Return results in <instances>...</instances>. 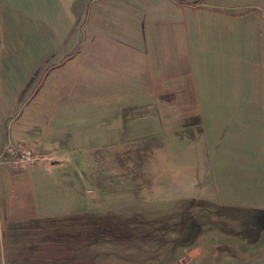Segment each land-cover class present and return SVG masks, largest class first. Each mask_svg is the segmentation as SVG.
<instances>
[{"label": "crops", "instance_id": "crops-1", "mask_svg": "<svg viewBox=\"0 0 264 264\" xmlns=\"http://www.w3.org/2000/svg\"><path fill=\"white\" fill-rule=\"evenodd\" d=\"M79 1L0 0V154L7 143L23 141L42 154L55 151L60 159L19 170L0 164V264H51V219L105 209L99 197L94 196V190H87L91 194L83 192L89 181L87 172L81 169L87 170L89 166L79 153L85 139L109 138L110 128L115 130L119 120L147 131L159 129L163 118L175 120L174 117H183L181 112H185L192 116H185V124L179 127L199 126L206 139L226 137L224 143L211 141L219 153L251 154L242 160L253 165L254 154L264 152V5L261 4L210 7L199 0L197 4L187 2L188 5L180 6L176 2L179 0H162L166 6L172 8L175 4L178 9L183 7L194 13L200 8L226 13L190 18L186 56H180L177 40L176 46L167 37L156 40L157 50L166 55L143 69L137 67L136 54L140 55L139 61L149 59L148 38L142 41L136 34L137 28L143 24L141 17L150 13L152 2L161 0H151L142 8L146 14L134 20L135 13L126 8L122 22L114 19L119 33L105 32L102 39L99 35L95 39L114 42L112 50L124 47L128 55H135L128 56L130 61L124 63L125 68L129 67L127 77L114 78L111 65L109 75L97 79L108 90L118 91L113 96L117 100L105 105L93 102L90 108L62 104L59 116L51 117L49 98L43 93L29 110V116L20 119L21 108L24 110L34 99V88L41 87L45 79L46 72L42 71L53 56L52 42L66 43L63 47L67 51L79 46L85 24L80 25L77 19ZM235 9L256 13L243 11L231 16L228 11ZM100 26L96 21L95 27ZM169 37L174 38L172 34ZM166 42L170 51L165 48ZM60 49L56 47L54 53ZM95 67L92 74H102L97 63ZM83 70L82 67L80 72ZM110 118L111 122L102 124ZM162 127H167L163 121ZM90 131L102 133L94 136ZM57 166L63 169L61 179L49 176ZM22 186L28 194H20ZM259 228L254 233L264 243V232Z\"/></svg>", "mask_w": 264, "mask_h": 264}, {"label": "rangeland", "instance_id": "rangeland-1", "mask_svg": "<svg viewBox=\"0 0 264 264\" xmlns=\"http://www.w3.org/2000/svg\"><path fill=\"white\" fill-rule=\"evenodd\" d=\"M91 1L80 0L78 4L79 24L88 20L82 26L83 38L79 46L67 51V47H63L66 43L52 42L53 56L49 62H46L42 71V74L46 72L45 79L41 87L34 88V99L24 110V107L21 108L20 119L29 116V110L43 93L49 98L47 100L50 102L51 117L59 116L62 104L90 108L93 102L105 105L116 99L113 96L118 91L108 90V86L97 79L108 76V67L111 65L115 71L112 75L114 78L127 77L125 72L129 67L125 68L124 63L130 61L129 58L127 59L128 56L134 58L135 55H128L124 47L112 50L110 47L115 45L114 42H95V39L97 40L98 35V38L102 39L104 35L101 34L105 32L119 33V26L115 25L114 19L122 22L127 13L126 8L132 9L135 13L132 16L133 20L134 17L145 15L147 11L142 8H146L151 0H97L93 5L90 4ZM189 1L193 5L199 0L176 2L182 6L188 5L186 3ZM204 2L210 7L238 8L246 5L247 7L264 5V0H204ZM157 3L152 2L148 10L150 13L144 18L141 17L143 24L137 28L136 34L140 35L142 41L148 38L149 56L144 62V58L143 61H139L140 55L136 54L138 69L150 68L152 61L165 57L166 53L157 50L156 40L159 38L161 40L164 37L165 40L166 37L170 38L173 40V46L174 44L176 46L175 40H177L180 56H186L189 21L194 15L206 17V13H209V16L226 13L217 9L211 10L212 8L210 11L200 8L194 13L191 9L183 7L178 9L175 4L172 8L166 6L167 4L162 0ZM142 10L146 12L143 13ZM243 11L235 9L228 13L235 16L236 13ZM252 13H256V10ZM96 21L101 23L100 27H95ZM170 34L174 38L169 37ZM58 46L61 47L60 51L54 53ZM165 48L170 51L167 42ZM95 63L102 74H92L93 70L97 69ZM82 67L83 73L80 72ZM164 112L168 113L166 109ZM181 115L183 117L173 116L175 120L163 118L159 129L147 131L139 130L131 124L132 122L124 123L123 120H119L116 122L115 130L113 127L110 128L107 135L110 136L109 138L89 137L83 141L79 155L89 169H81V171H85V174L87 172L88 179L92 172L111 175L110 163L114 160L111 157L116 153H122L126 145L130 146V141L148 136L152 139H150L151 157L145 159L144 169L149 184L138 195L131 194L126 187L127 192L125 190L119 192L118 189V193L113 194L106 203L99 198L105 206L101 211L81 212L80 214L85 215L78 216L80 215L78 214L65 219L52 218L51 264H93V256L104 252L111 253L112 259L115 257L114 264H264V243L263 240H259V234L254 233L258 231L257 226H260L259 231L263 229L264 232V152L254 154L253 165L242 160L243 157L251 154L219 153L211 145V141L224 143L226 137L206 139L199 126L179 127L185 124V116H192H187L185 112H181ZM101 117L108 116L101 115ZM112 120L113 118L104 120L102 124L105 125ZM162 121L167 127H162ZM92 132L95 133L94 136L102 133ZM62 140L64 141L65 137H62ZM126 142L128 143L125 144ZM95 144H99V147L96 148ZM44 155L54 156L53 159L59 156L55 151ZM62 171V167L57 166L49 176L53 179H61ZM45 175L47 176L46 173ZM87 185L83 188L85 194L89 189L94 190L90 181ZM28 193L22 186L20 194ZM87 193L91 194V192ZM93 194L98 196L95 191ZM183 199L196 201L205 199L211 205H215L210 208L209 219L212 217V209L218 206L219 209H216L221 211L223 226L220 229L212 228L210 234L206 236L193 237L190 246L183 244L181 235L170 232L172 219L162 218L167 212L172 214L177 208L173 206L158 212L149 210L151 205H167ZM132 215L136 217L132 227H135V230H131L126 224ZM205 226L202 224V227ZM208 226L207 224L206 229ZM251 230V234H248Z\"/></svg>", "mask_w": 264, "mask_h": 264}, {"label": "trees", "instance_id": "trees-1", "mask_svg": "<svg viewBox=\"0 0 264 264\" xmlns=\"http://www.w3.org/2000/svg\"><path fill=\"white\" fill-rule=\"evenodd\" d=\"M200 1L204 2V0ZM189 3L191 2L189 1ZM87 22L88 20L85 23ZM179 108L181 109V107ZM150 139L151 138H148V136H145L139 139L132 140L129 142L130 146L126 145L122 153L114 154L113 157H111L112 159L114 158V160L110 163V170L112 171L111 175L107 176L92 172L88 177L91 187L103 202L106 203L107 199L109 200V198L112 197L113 194L118 193V189H120L119 192H124V190H127L125 189L127 187L130 190L131 194L138 195L143 189L146 188V186H148L149 179L147 178V173L144 169V161L146 158L151 157L150 144L152 139ZM127 143L128 142H126L125 144ZM123 183L128 185L124 186ZM130 183L131 185H129ZM173 206H175L177 210L172 214L167 212V214L162 218L167 217L169 219H172L171 221H173V225H171L170 232H173L174 234L178 233L179 235H181L183 244H189L188 246H190L191 242L193 241V237L195 238V236H197V238H199L200 235L206 236L207 234H210L212 228L213 230L220 229V227L223 226L222 215L221 211L219 212L218 210V206H216V208L218 209H212V217L209 219L208 214H210V208L211 206L215 205H211L210 202H207L205 199H200L197 201L194 199H183L177 202H172V204L169 203L167 205H151L149 206V210L158 212L162 209L168 210V208H171ZM202 208H205V210H201ZM111 210H109V212ZM215 210L217 211L215 212ZM144 213L143 216H145ZM78 214L66 215L63 217H57L55 219L58 220L62 218L65 219L69 217H75ZM82 215L85 214H80L78 216ZM135 219V215H132L130 219L126 221V224L131 228V230H135V227L132 228L134 226L133 220ZM202 224L203 226H207L208 224L211 227L209 229L208 226L206 229V226L204 228L202 227ZM136 229L139 230L138 227H136ZM193 245L191 247H193ZM112 257L113 255H111V253L109 252L96 254L93 256V264H114L113 260H115V257L113 259Z\"/></svg>", "mask_w": 264, "mask_h": 264}, {"label": "built area", "instance_id": "built-area-1", "mask_svg": "<svg viewBox=\"0 0 264 264\" xmlns=\"http://www.w3.org/2000/svg\"><path fill=\"white\" fill-rule=\"evenodd\" d=\"M54 157V156H53ZM53 157L41 154L31 143H7L0 154V164L8 165L14 170L22 169L29 165L60 160L59 156Z\"/></svg>", "mask_w": 264, "mask_h": 264}, {"label": "water", "instance_id": "water-1", "mask_svg": "<svg viewBox=\"0 0 264 264\" xmlns=\"http://www.w3.org/2000/svg\"><path fill=\"white\" fill-rule=\"evenodd\" d=\"M57 162H53L52 164H56Z\"/></svg>", "mask_w": 264, "mask_h": 264}]
</instances>
